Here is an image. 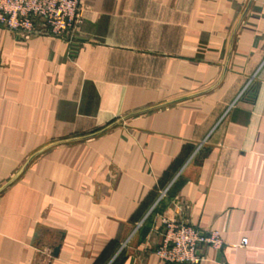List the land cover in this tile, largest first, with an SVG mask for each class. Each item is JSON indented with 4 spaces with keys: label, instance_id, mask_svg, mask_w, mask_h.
Segmentation results:
<instances>
[{
    "label": "crops",
    "instance_id": "1",
    "mask_svg": "<svg viewBox=\"0 0 264 264\" xmlns=\"http://www.w3.org/2000/svg\"><path fill=\"white\" fill-rule=\"evenodd\" d=\"M165 220L220 234L200 264H264V0L0 27V264H164Z\"/></svg>",
    "mask_w": 264,
    "mask_h": 264
},
{
    "label": "built area",
    "instance_id": "2",
    "mask_svg": "<svg viewBox=\"0 0 264 264\" xmlns=\"http://www.w3.org/2000/svg\"><path fill=\"white\" fill-rule=\"evenodd\" d=\"M82 23V0H0V27L28 37L34 34L67 39L72 43ZM156 255L164 264H200L201 244L221 248L218 232L202 236L198 229L165 220ZM241 245L246 247L248 240Z\"/></svg>",
    "mask_w": 264,
    "mask_h": 264
},
{
    "label": "water",
    "instance_id": "3",
    "mask_svg": "<svg viewBox=\"0 0 264 264\" xmlns=\"http://www.w3.org/2000/svg\"><path fill=\"white\" fill-rule=\"evenodd\" d=\"M34 35H36V34H34ZM58 254H59V247H57V248H55V249H54V251H53V254H52V255H53L54 257H57V256H58Z\"/></svg>",
    "mask_w": 264,
    "mask_h": 264
}]
</instances>
